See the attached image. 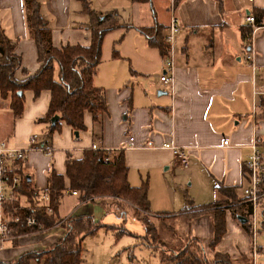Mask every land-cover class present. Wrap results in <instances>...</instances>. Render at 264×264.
Returning <instances> with one entry per match:
<instances>
[{
	"label": "crops",
	"instance_id": "0c3cea01",
	"mask_svg": "<svg viewBox=\"0 0 264 264\" xmlns=\"http://www.w3.org/2000/svg\"><path fill=\"white\" fill-rule=\"evenodd\" d=\"M37 1L51 29L53 47L89 45L91 21L82 0ZM84 1L95 18L112 15L107 22L116 25L103 37L111 36L115 43L111 54H104L101 44V61L93 77V84L103 90L105 113L93 122L92 116L84 112V129L77 136L62 122L58 130L48 134L50 122L43 118L49 92L41 91L35 97L32 91H25L23 109L17 117L9 109L8 100L0 99V141L21 146L35 134L37 145L52 149L49 154L29 152L20 164L40 198L50 170L62 176L64 187H68V156L80 160L92 144L109 151L121 150L128 184L137 187L147 183L149 207L154 208L155 215L173 217V239L197 240L207 256L214 221L220 219L223 233L210 252L226 255L233 263L254 262L251 237L237 218L247 217L241 209L247 146L254 136L258 146L264 148V96L252 97L250 70L245 61V52L251 49L258 67L255 87L264 91V26L253 33L251 46H247L246 35L252 26L244 17L252 15L253 9L264 11V0H220V6L216 0H176L180 32L175 42L171 92L159 80L163 53L150 43H163L169 0ZM142 29L151 32L143 34ZM0 30L13 44L21 67L34 74L39 64L26 28L22 0H0ZM114 51L117 55H113ZM16 77L22 79L19 74ZM223 140L227 147H222ZM164 145L181 149L185 163L181 165ZM216 186L233 191H217ZM152 191L159 193L162 207L152 203ZM71 192L65 191L60 198L57 224L15 235L0 249V262L12 263L24 253L49 249L63 237L61 223L68 217L88 215L100 223L104 210L118 216L124 211L113 203V198L102 196L79 202L76 193ZM233 199L240 201L231 203ZM262 201L259 215L264 220ZM215 202L217 206L207 207ZM20 205L27 207L23 197ZM110 227L106 230L115 231L116 239L124 233ZM84 241L82 264H153L137 260L128 253V247H116L118 240L105 241L100 247L91 243L84 258ZM148 244L149 251L154 252L155 245ZM30 264L41 263L31 260ZM154 264H160V259Z\"/></svg>",
	"mask_w": 264,
	"mask_h": 264
},
{
	"label": "trees",
	"instance_id": "16d2710c",
	"mask_svg": "<svg viewBox=\"0 0 264 264\" xmlns=\"http://www.w3.org/2000/svg\"><path fill=\"white\" fill-rule=\"evenodd\" d=\"M216 1L220 6V0ZM175 4H177L176 0ZM82 5L91 21L89 45L85 47L65 45L55 48L51 42V29L40 14L38 1L22 0L26 28L35 45L36 59L39 64L37 71L31 75L21 67L20 57L14 53L13 44L0 30V99L8 100L9 109L13 116L17 117L23 109V93L25 91H32L35 97L41 91H48L50 99L43 121L50 122V119L55 115L59 117L58 121L48 128V134L58 130L60 122L78 133L84 129V112H88L92 116L93 122H97L100 115L106 111L103 90L93 84V77L101 61L103 37L116 25L107 22V17H112V15H105L99 20L94 17L93 12L89 11L84 0H82ZM252 16L255 26H264V11L253 9ZM140 31L143 34L151 32L149 29ZM150 43L160 47L164 54V42L161 44L151 40ZM113 55H117V53L114 51ZM17 74L22 79H18ZM18 92L21 94L18 95ZM14 172L21 177L20 188L17 191V199L7 206L6 211L19 216L20 219L30 217L35 220V224L31 226H26L24 223L14 225L12 227L14 235L40 231L57 224L60 221L57 215L59 201L63 193L68 190L76 193L79 202L106 196L113 198V201L128 203V207L133 210V215L145 226V239L153 241L151 234L155 235L156 229L146 218L149 211L147 183L144 182L137 187L128 184L127 167L121 150L110 151L108 154L103 151L89 150L83 153L80 160L68 156L65 160L68 187H64L62 176L57 175L54 170H50L46 175V203L41 200L38 191L32 187L31 182L22 173L20 164L15 163L8 176ZM216 190L229 194L233 191L232 188L224 186H216ZM20 197L25 199L27 207L20 205ZM239 201L233 199L234 203ZM217 205L215 202L207 207ZM12 207L18 209L13 212L11 211ZM241 207L248 216L249 206L244 203ZM203 209L205 210V208ZM246 219L247 222L243 224V227L250 236V226L247 217ZM214 222V236L209 247L217 243L223 233L220 219H216ZM61 225L65 233L49 249L39 253H24L15 262H0V264H30L31 260H36L41 264H82V239L85 236L93 235L100 228L111 229V227H104L99 222H95L88 215L68 217ZM192 240L194 241V239ZM196 245L199 248V252L197 251L199 255L202 253V247L198 242ZM196 255V252L183 248L176 251L168 261L160 257V264H238L233 263L226 255L214 254L211 260L206 257H201V259V255L199 257ZM239 264H252V262L249 260Z\"/></svg>",
	"mask_w": 264,
	"mask_h": 264
},
{
	"label": "built area",
	"instance_id": "2783aa9c",
	"mask_svg": "<svg viewBox=\"0 0 264 264\" xmlns=\"http://www.w3.org/2000/svg\"><path fill=\"white\" fill-rule=\"evenodd\" d=\"M175 12V2L174 0H169V18L166 32L163 36L164 54L162 59V72L159 76V80L170 88V92L173 88L175 42L180 32L179 20ZM244 21L252 26V31L246 37L247 46H251L253 33L259 27L255 26L252 15H246ZM245 61L250 70L252 97L256 95L264 96V91H260L255 87V74L258 71V67L251 49L245 52ZM227 146V141L223 140L222 147ZM163 147L170 148L181 165L185 163V156L181 149L168 147L167 145ZM247 148L249 150V155L245 162L246 184L242 188V195L244 197V203L249 206V226L252 234L251 254L252 261H254L257 249L254 243L257 232V214L259 212V205L262 199H264V148L258 146L254 136ZM89 149L91 151H103L107 154L110 152L109 150L99 148L96 144H92ZM33 151L49 154L52 149L37 145V135L35 134L29 136L21 146H9L6 142L0 141V249L3 248L8 240L15 237L12 233V227L14 225L24 223L26 226H31L35 224L33 218L25 217L24 219H20L19 216L12 215L9 211H6L7 206L11 205L17 199V191L20 188L21 182L19 174L14 172L8 176V173L12 171L15 163L21 164L26 159L27 154ZM71 194H75V192L72 191ZM41 200L46 203L47 195L45 193L42 194ZM17 209L18 208L12 207L11 211L14 212Z\"/></svg>",
	"mask_w": 264,
	"mask_h": 264
},
{
	"label": "rangeland",
	"instance_id": "374dc122",
	"mask_svg": "<svg viewBox=\"0 0 264 264\" xmlns=\"http://www.w3.org/2000/svg\"><path fill=\"white\" fill-rule=\"evenodd\" d=\"M102 48L104 51V54L110 55L112 51V47L115 43H113V39L111 36H106L104 40H102ZM169 179H172V176L169 177ZM150 199L152 203H154V206H161L159 203L161 198L159 196L158 192L152 191ZM233 203V201H230ZM230 202H227V204H230ZM261 201V205H262ZM114 204H118L120 208H123V212L121 216L115 215L113 211L111 210H104V219L102 218L100 220V224L105 226H112L116 229V231L121 230L124 233L119 236L118 239H116L115 234L116 232L113 230H106V229H99L95 234L85 236L82 240H85L82 245L83 250V257H87L86 249H88V245L91 243L95 244V246L98 245L100 247L105 241H112L114 243L116 241L115 245L118 248L121 247H128L129 254L133 255L137 260L147 262V263H155L157 261V258L165 259L168 261V259L172 258L173 254L176 251H179L183 248L192 250L196 252H199V248L197 247L196 243L197 240L193 241L185 240V242H181V240L173 239V217L170 215L168 217H157L155 215V212H153L154 208H150L152 212L146 214V218L148 219V222L156 229V234H151L152 240L151 244L155 245L154 252L149 251V244L145 239V226L142 224V222L133 215V210L131 207H128V203H122L121 201H114ZM128 205V206H127ZM162 207V206H161ZM263 207V205H262ZM261 207V208H262ZM260 209V205H259ZM248 218V224L250 225V218ZM262 216L259 215V212L257 214V232L255 235L254 243L256 249V255L254 258V262L258 264H264V220L261 219ZM262 222V224H261ZM106 223V224H104ZM149 225V226H151ZM250 230V229H249ZM38 232V231H36ZM35 233V232H32ZM252 236L251 230H250V237ZM151 239V237H148ZM199 243V242H198ZM180 244V246H179ZM105 246V245H104ZM103 247V246H102ZM212 247H208V255L205 256L204 251L202 250V253L198 255V257H206L208 260H211L214 256L212 252H210ZM128 250V249H127ZM124 254H127L125 251ZM154 254V256H153ZM196 255V256H197ZM204 255V256H203ZM202 259V258H201ZM253 264V262H252Z\"/></svg>",
	"mask_w": 264,
	"mask_h": 264
},
{
	"label": "water",
	"instance_id": "95a60500",
	"mask_svg": "<svg viewBox=\"0 0 264 264\" xmlns=\"http://www.w3.org/2000/svg\"><path fill=\"white\" fill-rule=\"evenodd\" d=\"M17 94L20 95L21 93L18 92ZM58 119H59V117H58L57 115L53 116V117L50 119V125H53L56 121H58ZM74 135L77 136V132H74ZM237 219H238V221H239L240 223H242V224L245 223V222L247 221L246 219H244V218H240V217H238Z\"/></svg>",
	"mask_w": 264,
	"mask_h": 264
},
{
	"label": "bare ground",
	"instance_id": "6f19581e",
	"mask_svg": "<svg viewBox=\"0 0 264 264\" xmlns=\"http://www.w3.org/2000/svg\"><path fill=\"white\" fill-rule=\"evenodd\" d=\"M174 2H175V0H174ZM20 176V175H19Z\"/></svg>",
	"mask_w": 264,
	"mask_h": 264
}]
</instances>
